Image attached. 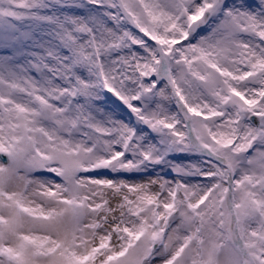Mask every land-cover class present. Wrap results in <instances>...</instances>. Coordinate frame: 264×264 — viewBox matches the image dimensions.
<instances>
[{"label": "snow or ice", "instance_id": "6c2138e0", "mask_svg": "<svg viewBox=\"0 0 264 264\" xmlns=\"http://www.w3.org/2000/svg\"><path fill=\"white\" fill-rule=\"evenodd\" d=\"M0 264H264V0H0Z\"/></svg>", "mask_w": 264, "mask_h": 264}]
</instances>
